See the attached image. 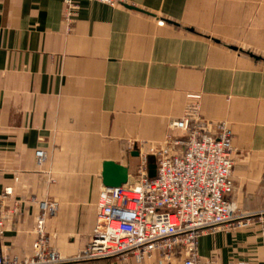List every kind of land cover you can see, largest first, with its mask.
<instances>
[{
    "label": "crops",
    "instance_id": "0c3cea01",
    "mask_svg": "<svg viewBox=\"0 0 264 264\" xmlns=\"http://www.w3.org/2000/svg\"><path fill=\"white\" fill-rule=\"evenodd\" d=\"M74 2L67 25L63 0H0L3 251L30 256L39 204L52 202L49 245L75 258L94 228L103 162L128 166L134 146L174 135L191 96L239 154L228 199L264 211V0ZM263 242L259 227L219 230L200 238L198 254L206 264H264Z\"/></svg>",
    "mask_w": 264,
    "mask_h": 264
},
{
    "label": "built area",
    "instance_id": "2783aa9c",
    "mask_svg": "<svg viewBox=\"0 0 264 264\" xmlns=\"http://www.w3.org/2000/svg\"><path fill=\"white\" fill-rule=\"evenodd\" d=\"M114 7L122 0H91ZM63 19L69 25L78 9L74 0H63ZM160 143H152L139 157L130 180L120 188H104L96 202L95 223L83 250L70 260L53 250L44 232L45 218L56 213L52 202L39 204L30 256L7 255L0 245V264H65L105 259L126 262L157 254L161 262L178 258L182 264H206L198 254L200 238L219 230L259 227L264 237V212L244 214L228 197L238 156L232 136L223 124L204 120L198 96ZM41 165L44 152L36 151ZM154 157L156 176L148 177V158ZM5 217L0 212V237ZM264 249V242L262 244Z\"/></svg>",
    "mask_w": 264,
    "mask_h": 264
},
{
    "label": "water",
    "instance_id": "95a60500",
    "mask_svg": "<svg viewBox=\"0 0 264 264\" xmlns=\"http://www.w3.org/2000/svg\"><path fill=\"white\" fill-rule=\"evenodd\" d=\"M133 9V8H129ZM129 156L134 161H138L139 150L137 146H134ZM133 172L131 171V164L128 166H122L114 162H103L102 164V186L104 188H120L125 185L129 180ZM156 176V163L154 157L148 158V177L150 179Z\"/></svg>",
    "mask_w": 264,
    "mask_h": 264
},
{
    "label": "rangeland",
    "instance_id": "374dc122",
    "mask_svg": "<svg viewBox=\"0 0 264 264\" xmlns=\"http://www.w3.org/2000/svg\"><path fill=\"white\" fill-rule=\"evenodd\" d=\"M179 134L177 133V132H175L174 133V136H178ZM162 142V141H161ZM137 146V148L139 149V148H141L142 146H143V144H139V145H136ZM150 147V144L149 145H147L146 147H142V149H143V152H146L147 151V149ZM238 160H239V154H238V156H237V158H236V161H235V166H236V162H238ZM136 164H137V161H134L133 160V162H132V164H131V171L132 172H134V168H135V166H136ZM240 212H242V213H244V214H254V213H257V212H248V211H245V210H241L240 209ZM258 212H264V211H258Z\"/></svg>",
    "mask_w": 264,
    "mask_h": 264
}]
</instances>
